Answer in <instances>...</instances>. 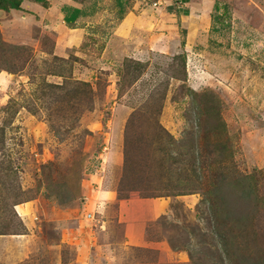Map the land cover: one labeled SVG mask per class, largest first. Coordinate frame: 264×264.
<instances>
[{
    "label": "rangeland",
    "instance_id": "1",
    "mask_svg": "<svg viewBox=\"0 0 264 264\" xmlns=\"http://www.w3.org/2000/svg\"><path fill=\"white\" fill-rule=\"evenodd\" d=\"M68 2L0 16L24 47L0 52V264H261L221 260L211 205L264 252V0H100L63 61ZM131 199L146 248L120 243Z\"/></svg>",
    "mask_w": 264,
    "mask_h": 264
},
{
    "label": "crops",
    "instance_id": "2",
    "mask_svg": "<svg viewBox=\"0 0 264 264\" xmlns=\"http://www.w3.org/2000/svg\"><path fill=\"white\" fill-rule=\"evenodd\" d=\"M49 2V5L47 7H44L42 4L36 3L31 0L24 1L22 7L25 11H11L10 13H6L3 11H0V16L4 15L5 17L7 15L11 16L12 14L15 15H21L22 17L26 14L27 16H34L36 17V14L39 16H42L44 19H50L48 18L49 15H52L54 13V7L55 3H57L60 0H47ZM67 6L78 8L82 11V15L79 18V20L76 22L75 27H68L65 22V15L61 13V17L63 19L62 23L59 25V30L55 31L57 33V43L54 47L53 56H57L60 58H68L70 55V49L73 48L75 45H82L84 41V36L86 35V28L89 27V24L87 26H80V23L84 18L93 15L91 12H96L99 8L100 0H87L85 2H78L74 0H68ZM91 2V6L88 8L86 6L88 2ZM93 8V9H92ZM91 9V10H90ZM98 13V12H97ZM86 16V17H85ZM53 21H51V24ZM91 23V22H90ZM46 27L47 24L45 25ZM121 32V28L118 30ZM118 32V33H119ZM76 46V47H77ZM146 208V199L139 202V200H128L123 202H120L118 204V211L121 214V217L119 218V222L117 224L118 229H120L119 236H120V243L124 244L125 246L131 247V248H146L148 245V239H146V215H148V211H144V213H140L138 215H135L138 211H136L135 207L142 205ZM128 210V211H127ZM126 215H123L125 214ZM154 213L153 215H155ZM124 233V234H123ZM123 234V235H122ZM101 236H103L104 239H108L111 237L110 233L102 232ZM119 243V244H120ZM113 245V244H112ZM100 248V246H98ZM109 248L111 247V243L109 245H103V248ZM172 253V254H171ZM175 252H171L170 250H167L166 255L167 258L171 261V258L173 259V255Z\"/></svg>",
    "mask_w": 264,
    "mask_h": 264
},
{
    "label": "trees",
    "instance_id": "3",
    "mask_svg": "<svg viewBox=\"0 0 264 264\" xmlns=\"http://www.w3.org/2000/svg\"><path fill=\"white\" fill-rule=\"evenodd\" d=\"M26 0H0V11L6 12V13H10L11 11H24L23 10V3ZM34 1L36 3L42 4L44 7H47L49 5V2L47 0H31ZM74 1H79V0H74ZM82 2H85L87 0H80ZM187 1V0H184ZM119 6L122 9L123 8V4L120 2ZM215 9L218 11L220 10V6L219 4H216ZM64 15H65V22L67 24L68 27H75L76 26V22L79 20V18L82 15V11L78 8H73V7H65L63 9ZM24 47H16L13 46L7 42H5L2 38V33L0 30V52L1 53H10V52H14L16 53H21L23 51ZM5 51V52H3ZM53 55V53H52ZM59 60H63V61H67L65 60L66 58H60L57 56H54ZM8 70V69H6ZM8 71H13V70H8ZM54 76H60L63 77L62 75H55ZM81 86L85 87V88H89L91 89V85L88 83H83L80 84ZM56 87H60V86H51V88H56ZM195 96H197V94H194ZM208 98V97H207ZM211 106H202L200 105L199 107L203 109L204 112L209 113L210 115L213 114V112H215V109L212 104H208ZM218 115V114H217ZM222 123V120H219ZM223 124V123H222ZM248 180V178H247ZM240 182V181H239ZM235 186L237 185L238 181H235ZM239 184V183H238ZM197 192L193 191L192 193H188V192H180L179 194H177L176 196H186V195H190V194H196ZM243 193L246 195V198H251L254 196V190L252 191L251 189H248V187H245L243 190ZM255 197V196H254ZM253 197V198H254ZM213 201V200H212ZM216 201V202H215ZM213 201L214 203L211 205V213L212 216L214 215V219H215V233L217 234V240L219 241V245L222 246L224 253H223V257L221 258V260H223L224 258L230 260L231 255H235L236 259L238 260L240 257L243 258H247V257H256L257 254H259L257 256V258H260V262L261 264H264V252L258 250L259 248H257V243L254 237H251V234H254V224H252L254 222L253 218L251 220L248 221H244L241 219H235L233 218L231 220V211H227V209L225 208V210L220 208V211H214L213 205H217L218 204V200ZM21 203V202H20ZM20 203H17L15 205H19ZM227 226H231L230 229H238L237 234H229L227 235V233L223 232L224 228ZM0 235H5L4 233H1ZM249 235V236H247ZM254 243V244H253ZM193 257V256H192ZM231 261V260H230ZM249 262V260H245L242 262V264ZM230 264V263H229ZM231 264H235L233 261L231 262Z\"/></svg>",
    "mask_w": 264,
    "mask_h": 264
},
{
    "label": "built area",
    "instance_id": "4",
    "mask_svg": "<svg viewBox=\"0 0 264 264\" xmlns=\"http://www.w3.org/2000/svg\"><path fill=\"white\" fill-rule=\"evenodd\" d=\"M87 216H88L90 219H92V218L95 219L94 214H88Z\"/></svg>",
    "mask_w": 264,
    "mask_h": 264
}]
</instances>
